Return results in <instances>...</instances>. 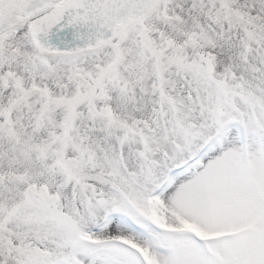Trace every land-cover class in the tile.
Listing matches in <instances>:
<instances>
[{
    "label": "snow or ice",
    "instance_id": "6c2138e0",
    "mask_svg": "<svg viewBox=\"0 0 264 264\" xmlns=\"http://www.w3.org/2000/svg\"><path fill=\"white\" fill-rule=\"evenodd\" d=\"M0 264H264V0H0Z\"/></svg>",
    "mask_w": 264,
    "mask_h": 264
}]
</instances>
